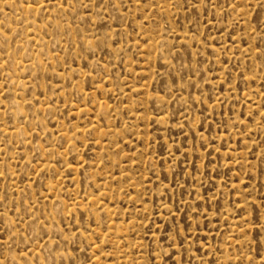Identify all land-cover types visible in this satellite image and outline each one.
<instances>
[{
  "label": "rangeland",
  "instance_id": "1",
  "mask_svg": "<svg viewBox=\"0 0 264 264\" xmlns=\"http://www.w3.org/2000/svg\"><path fill=\"white\" fill-rule=\"evenodd\" d=\"M0 264H264V0H0Z\"/></svg>",
  "mask_w": 264,
  "mask_h": 264
}]
</instances>
